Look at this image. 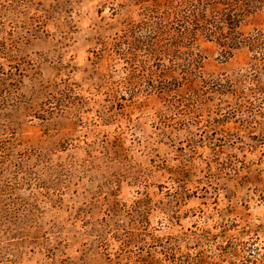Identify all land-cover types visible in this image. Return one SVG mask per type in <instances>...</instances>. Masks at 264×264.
Returning <instances> with one entry per match:
<instances>
[{"label": "rangeland", "instance_id": "rangeland-1", "mask_svg": "<svg viewBox=\"0 0 264 264\" xmlns=\"http://www.w3.org/2000/svg\"><path fill=\"white\" fill-rule=\"evenodd\" d=\"M164 9L162 0H0V264H128L155 249L127 241L141 232L135 205L146 197L150 231L179 238L183 251L193 232L235 220L263 228L264 254V148L254 141L264 75L247 49L229 56L201 40L205 77L250 91L237 83L236 95L188 108L191 94L171 104L130 80L129 28ZM255 29L264 9L240 31ZM185 164L189 190L177 200Z\"/></svg>", "mask_w": 264, "mask_h": 264}, {"label": "trees", "instance_id": "trees-1", "mask_svg": "<svg viewBox=\"0 0 264 264\" xmlns=\"http://www.w3.org/2000/svg\"><path fill=\"white\" fill-rule=\"evenodd\" d=\"M162 1L166 5L164 11L151 10L140 25L129 28L127 54L131 57H127V65L130 80L147 83L149 89L165 95L171 104L178 100L181 91L186 95L191 94L193 100L188 108L194 107L198 103L195 102L197 98L205 95H236L238 84L242 92L250 91L249 86L240 80L205 77L201 67L202 57L197 50L201 40L216 44L229 56L236 50L247 49L252 54L255 72L264 75V29H255L250 34L240 31L248 14L264 9V0ZM138 52L146 54L140 56ZM256 91L261 96L257 101H263L264 86ZM263 104L261 102L258 106L262 108ZM250 108L254 110L257 104ZM261 116L264 117V114ZM200 117H195L196 120L190 118L192 124L200 126ZM245 123L249 126L251 122ZM261 130L262 134L254 137V141L257 142L256 147L264 148V128ZM187 167L185 164L175 180L179 185L176 189L177 200L185 198L183 195L189 190L188 183H185L188 181L186 176L180 177L190 174ZM146 201H139L135 205L139 203L137 215L140 220L137 224H141V232L135 230L129 233L127 241L130 244L138 239L147 244L146 241L150 239L155 249H141L140 254L128 258L130 264H164L165 261L169 264H264L263 248L259 247L263 235L261 226L246 224L239 227L235 220H224L219 223V232H193L195 245L183 251L179 238L159 239L150 231L147 217L149 203Z\"/></svg>", "mask_w": 264, "mask_h": 264}]
</instances>
